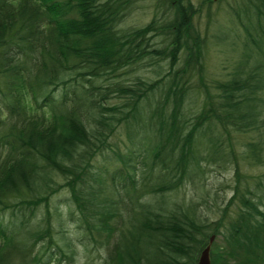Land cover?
<instances>
[{
	"label": "trees",
	"instance_id": "16d2710c",
	"mask_svg": "<svg viewBox=\"0 0 264 264\" xmlns=\"http://www.w3.org/2000/svg\"><path fill=\"white\" fill-rule=\"evenodd\" d=\"M138 1L0 0V264H73L69 222L107 252L106 264H197L212 235L211 264H264V171L240 172L264 167V0H153L147 24L120 28ZM213 2L227 4L231 23L208 38L194 19ZM211 39L237 56L218 77L205 63ZM146 58L167 72L101 84ZM149 97L143 181L120 152L123 166L97 177L92 161L121 125L142 119ZM209 165L234 178L216 220L201 211L215 204ZM187 185L196 197H185ZM63 190L66 199H52Z\"/></svg>",
	"mask_w": 264,
	"mask_h": 264
},
{
	"label": "rangeland",
	"instance_id": "374dc122",
	"mask_svg": "<svg viewBox=\"0 0 264 264\" xmlns=\"http://www.w3.org/2000/svg\"><path fill=\"white\" fill-rule=\"evenodd\" d=\"M152 1L153 0H139L132 12L124 18L123 22L120 24V28L127 30L131 28L141 27L147 24L153 17V10L151 8ZM202 1L205 0H191V2L197 8ZM217 1L214 0V2ZM214 2L211 5V11L208 14L206 8L204 7L202 12L200 13V16H196L194 19L195 27L197 28L196 30L200 34L205 33L204 30L207 26L208 38L212 34L215 35L216 30L220 29L221 25L230 26L231 23V17L228 15L231 10L227 6V4L224 3L223 6L221 4V7H218L217 3ZM207 43L209 47L206 49L207 59L205 60V63L208 71L215 77H218L223 71V66L226 64V62L232 61V59L236 58L237 56L236 54H232L230 47L226 49L225 47H222L220 45L217 46L216 39H211L207 41ZM155 59L156 58H152V62ZM148 62H150V58L144 59V61L142 62L144 63V65H139L132 71L128 70L129 68L121 70L119 71L122 73L121 75H119L118 77L110 76L108 79L102 80L101 84L106 87L110 85V83L112 85L114 81H121L123 84L131 86L135 82L136 77H140L141 79L146 81H153L154 79L160 78L168 70L166 62L163 61L159 64V66H161V73L160 75H156L155 70H157V64L153 62L152 64L148 65ZM181 65L182 61L180 60L177 63L176 69H179ZM229 70L230 67L228 68V71ZM157 95L158 94H156V97ZM154 100V97H149L144 102V106L141 109L142 119L140 121H137L136 123L132 122L130 124L121 125L110 141V148L105 150L102 154H98L95 157L94 161H92V172H94L97 177L103 178L108 175L109 180L110 175L114 173V169L123 166V164L120 161H117L114 157L115 152H120L125 158H128L130 156L131 159L129 160L131 163L137 162V172L134 177V179L136 180V184L138 185L139 182L141 183L143 181V177L140 174V169L142 168V163L148 160V158L146 157L145 149L148 137L151 136L153 132V129L149 127L148 120L149 116L153 112L154 107L156 106ZM105 101L117 102L118 100L115 99L113 95H108ZM250 140H252V137L247 134L237 136V138L233 140V147L235 151H242L244 148L242 144H245ZM240 165V172L243 174V176L256 175L264 171V167L249 168L247 166H244L243 163H241ZM206 169L207 171L205 176V185L207 186V188L205 189V194L208 193L212 195L214 197L215 204L212 206V208L203 206L204 208L201 207L203 208L201 209V211L204 214L208 215L212 220H216L217 218H219L220 214H214V211L216 212L217 210H221L217 207L216 204L218 203V205L220 206L222 203H227L228 200L232 197L231 187L234 185V178L232 175V171L227 168L221 169L216 165H209V167H207ZM126 170L129 174H132V172H130L128 169ZM56 179L59 183L62 182V179L60 177H56ZM115 183H122V181L119 179V176L116 177ZM187 187L189 189L185 190V197L187 199L190 196L196 197L194 191L191 190L193 189L192 186L187 185ZM179 192V194L182 195V190H180ZM106 194L107 192L104 193V195ZM55 196L57 200L66 199L68 197V191L63 190L59 194L54 195L52 199H54ZM101 197L104 196L102 195ZM193 199L196 201L200 200L199 196ZM115 200H117V197H115ZM123 200L124 203L120 204L122 206L119 212H121L122 215L126 217L127 210L131 206L127 195L123 194ZM141 201H143V199ZM76 227L77 224L70 222L65 226L68 235L74 240L75 243L77 242V244L79 245H76L77 255L74 257L73 264H106L105 261L107 252L103 248H97L98 245L96 247V245L89 242L84 234H81L76 230ZM112 243L113 242H111L109 246H111Z\"/></svg>",
	"mask_w": 264,
	"mask_h": 264
},
{
	"label": "water",
	"instance_id": "95a60500",
	"mask_svg": "<svg viewBox=\"0 0 264 264\" xmlns=\"http://www.w3.org/2000/svg\"><path fill=\"white\" fill-rule=\"evenodd\" d=\"M214 236H211L209 239V244L212 243ZM210 246H206L201 250L200 256L198 258L197 264H210L209 256Z\"/></svg>",
	"mask_w": 264,
	"mask_h": 264
}]
</instances>
